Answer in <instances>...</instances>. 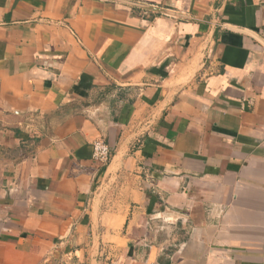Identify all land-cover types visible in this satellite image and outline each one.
Instances as JSON below:
<instances>
[{
  "label": "crops",
  "instance_id": "crops-1",
  "mask_svg": "<svg viewBox=\"0 0 264 264\" xmlns=\"http://www.w3.org/2000/svg\"><path fill=\"white\" fill-rule=\"evenodd\" d=\"M124 1L0 0V264H264V0Z\"/></svg>",
  "mask_w": 264,
  "mask_h": 264
},
{
  "label": "built area",
  "instance_id": "built-area-1",
  "mask_svg": "<svg viewBox=\"0 0 264 264\" xmlns=\"http://www.w3.org/2000/svg\"><path fill=\"white\" fill-rule=\"evenodd\" d=\"M262 42L264 43V30L262 32ZM94 159L103 167H106L112 158V150L110 146L102 141L98 140L94 143Z\"/></svg>",
  "mask_w": 264,
  "mask_h": 264
},
{
  "label": "water",
  "instance_id": "water-1",
  "mask_svg": "<svg viewBox=\"0 0 264 264\" xmlns=\"http://www.w3.org/2000/svg\"><path fill=\"white\" fill-rule=\"evenodd\" d=\"M110 1L119 2V3H122V4L130 5V6L141 8V9H145V10L156 11L158 13H169L167 11H163V10H160V9H155V8L150 7V6L141 5V4H137V3H134V2H128V1H124V0H110ZM261 44L264 45V43L262 41H261Z\"/></svg>",
  "mask_w": 264,
  "mask_h": 264
},
{
  "label": "trees",
  "instance_id": "trees-1",
  "mask_svg": "<svg viewBox=\"0 0 264 264\" xmlns=\"http://www.w3.org/2000/svg\"><path fill=\"white\" fill-rule=\"evenodd\" d=\"M112 155H113V154H112ZM105 168H106V167H103L102 170L104 171Z\"/></svg>",
  "mask_w": 264,
  "mask_h": 264
}]
</instances>
